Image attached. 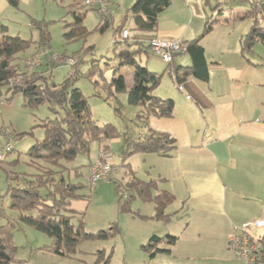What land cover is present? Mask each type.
<instances>
[{"label":"trees","instance_id":"16d2710c","mask_svg":"<svg viewBox=\"0 0 264 264\" xmlns=\"http://www.w3.org/2000/svg\"><path fill=\"white\" fill-rule=\"evenodd\" d=\"M248 1L250 8L245 14L237 17L238 19L244 17L252 19L250 29L240 37L241 52L252 51L256 43L264 44V28L260 26L261 20L264 19V0ZM7 2L12 7L18 6V0H7ZM201 2L206 4L208 0H201ZM169 3L170 0H135L129 7L133 14L135 27L141 30L156 29L158 15L169 6ZM220 4L221 0L217 3V7H212V9L220 8L218 6ZM82 19V16H74L70 29L64 33L68 41L82 39L86 36L87 31L82 24ZM216 21L220 20L210 15L204 23L201 34L190 41L181 42L184 45L183 50L188 52L192 58V65L176 68L172 66V60L168 62V74L179 88L181 82L189 74L205 65L200 40L211 31L213 22ZM47 22L35 19L30 21V25L37 28L39 33L38 44L36 43L38 46H35V51L29 56L30 58L38 57L40 47H49L50 37L45 26ZM224 22H230V20L225 19ZM100 23L99 30L103 31L109 25L108 18H101ZM123 29L122 25L117 27L119 39L115 38L113 42L116 46V48L114 46V56L107 57L108 60L113 59L116 62L111 66L112 77L107 80L100 76L94 80V84L100 85L117 102H120L118 95L125 93L128 105L138 107L136 116L143 124H146L150 116L171 117L174 107L173 100L153 93L162 74L149 70L140 62L139 55L143 52L147 53L148 45L145 46L136 39L129 40V35L128 38L120 39ZM33 43L35 40L32 38H24L19 34H8L5 26H2L0 29V86L5 85L8 93H21L24 106L38 107L47 101L55 102L63 108L64 113L52 119L41 120L39 125L44 128V136L36 139L24 153L22 163L25 168L13 177L16 183L9 181L7 184L5 195L8 201L1 206V214L6 223L0 225V264H21L22 260L15 258L16 245L11 231L16 227L22 228L23 225L47 235L49 242L43 246V249L61 256L73 257L76 254L77 244L82 239L107 238L111 235L109 228L96 232L85 231L81 217H77L81 211L74 209L71 204L74 200L87 197L85 192L87 186L80 178L92 163L89 157L91 143H97L98 151L100 149L109 150L108 142L124 133L110 122L98 123L93 119L87 97L74 86L77 63L82 60V57L75 58L72 65L73 72L67 78L60 83H55L51 75H46L47 69L40 68L42 63L34 70L26 68L25 61L28 57H22L21 53L29 49ZM86 51L91 54L93 49L88 47ZM44 56L46 66L52 67L54 64L48 57V53ZM89 62V69L84 75L92 78L100 65L98 59H90ZM105 63L109 64L108 61ZM125 69L132 70L131 85L125 82L122 74ZM17 78L19 82H16ZM95 95L99 94L95 93ZM1 97L0 91V99ZM0 132L4 131L0 129ZM20 134L17 133L14 136L17 137ZM3 135L6 137L7 133ZM175 148L176 141L172 135L148 129L138 138L125 136L118 153L122 158L140 152H157L168 155ZM79 158L83 161L77 162ZM3 159L4 157L0 161ZM18 161L19 159L15 158L12 163ZM129 172L130 178L122 184L128 192L127 198H124L119 191L120 183L116 184L117 193L124 200L120 204L121 208L130 210V203L134 198L153 202L154 216L163 223H168L171 217L164 212V208L172 201V195L160 189L156 180L143 181L135 177L132 171ZM164 239L167 245L159 247L158 245ZM176 240L175 235L152 234L141 245V249L151 258L158 252H170ZM259 241V257L254 263L264 264V239L261 238ZM95 254L94 264H109V257L106 256L104 249L98 250Z\"/></svg>","mask_w":264,"mask_h":264},{"label":"rangeland","instance_id":"374dc122","mask_svg":"<svg viewBox=\"0 0 264 264\" xmlns=\"http://www.w3.org/2000/svg\"><path fill=\"white\" fill-rule=\"evenodd\" d=\"M114 1L116 0H108L109 14L107 18L109 25L103 31L99 30L101 17L98 11L95 8H88V6L83 5L84 0H18V7L7 4L4 11L0 10V29L5 26L7 33L10 35L19 34L21 37L35 40V43L29 49L21 53V56L28 57L26 59L28 60L33 59L29 56L35 51L39 39L38 30L30 25V21L32 19L48 21L45 26L50 37L49 47H40L38 52L48 51V57L54 65L47 67L46 58L42 55L43 65L41 64L40 68L42 70L47 69L46 75H51L53 82L60 83L72 73V67L65 64L63 59L72 57L75 61V58L82 57V60L77 63L74 86L79 88L87 97L91 116L98 123L110 122L119 130L131 134L133 131L142 129L140 128L141 123L136 118L138 107L128 105L125 93L118 95L120 102H117L100 85L94 84V80L100 76L105 77L107 80L112 77L111 66L116 62L113 59L108 60L107 57L114 56L115 45L113 42L115 38L119 39L117 37L118 26L122 25L128 29L129 40L136 39L145 46L148 45L151 32L135 27L133 14L129 10L130 6L127 5L129 0H121L125 6L123 9L117 8L119 2L114 5ZM219 1L208 0V3L205 4L200 0H170L169 7L160 14L158 24L163 25L166 30L180 27V30L182 28L183 31L188 28V34L194 32L196 36L202 33L205 21L212 15L213 18L216 17L220 20L213 22V29L210 31L212 36H207V38L213 40L220 35L218 26L224 25L225 16L230 14L231 17H235V14H241L243 9L250 5L247 0H221V4L218 6L226 14L223 15L220 14L219 7L215 10L212 9V7H217ZM74 14L83 17L82 24L87 34L82 39L68 41L64 37V33L70 29ZM246 23H249V20L238 22L232 33L238 32ZM88 47L93 49L91 54L89 51L85 52ZM146 50L147 53L143 52L139 55L141 62L144 64L148 61L152 67L159 66L161 69L158 72L161 73L165 63L161 62L159 56L153 53L149 47ZM53 54L55 55L54 58ZM180 55H186V53L183 52ZM90 59H98L100 65L97 73L92 78L84 75L89 69ZM105 61H108L109 64H106ZM162 64L163 67H160ZM122 74L126 84L131 85L132 70L125 69ZM163 76L168 77L167 72ZM0 91L2 93L0 99V129L4 131L0 132V147H3L8 141L7 137L10 138L12 144L11 151L5 154L3 161H0V202L4 205L8 201V197L5 195L8 182L16 183V179H13V177L25 168L22 163L24 153L34 144L36 139H41L44 136V128L39 125L41 120L52 119L55 116L62 115L64 111L55 102L48 101L38 107L24 106L22 94L19 92L8 93L5 85L0 86ZM95 93L99 95H95ZM116 107L118 109H115ZM4 133H7L6 137L3 135ZM17 133L21 134L15 137L14 135ZM118 148V145L114 143L109 145V152L113 157L112 163L118 171L115 174L113 172L110 174V177L112 176L114 179L108 178L102 182H96L90 188L87 187L85 189L87 193L85 202L77 201L79 204L78 209L81 210L78 217H81L83 221L84 230L96 232L109 228L108 231L111 232V235L107 238L80 240L76 247V254L72 257L61 256L44 250L43 246L49 242L48 236L44 233L24 225L22 228L16 227L11 232L16 245L15 258L22 260L21 264H94L95 253L102 249L109 257V264H247L244 259L236 256L229 245V239L223 240L221 237L216 236L192 240L188 236V231L184 233L183 237L179 238L173 250L170 251L171 253H157L154 258H150L141 249L138 242L145 238L146 231L148 234L149 231L156 229V224H161L157 221L140 218L137 215V203L139 202H136L135 199L130 203V210L127 211L121 208L120 204L124 200L116 192L114 184L115 180H120L117 178L122 173V157L118 153ZM97 154V143L92 142L89 157L94 160ZM15 158L19 161L12 163ZM82 161L81 158L77 160V162ZM87 186H89L88 182ZM246 201L249 203V206H245L248 210H258L263 206L260 201L255 199L248 198ZM147 207L149 206H139L142 212H145ZM262 214L264 216V213ZM172 220L174 228H176L179 224V216H173ZM169 227L172 229V226ZM165 231L166 229H157L156 232L162 234ZM247 233L256 243H260L261 238L264 239V228L248 227ZM195 240L201 247L197 251L193 250ZM158 246L165 247L166 244L161 243ZM249 264L263 263H254L253 261Z\"/></svg>","mask_w":264,"mask_h":264},{"label":"crops","instance_id":"0c3cea01","mask_svg":"<svg viewBox=\"0 0 264 264\" xmlns=\"http://www.w3.org/2000/svg\"><path fill=\"white\" fill-rule=\"evenodd\" d=\"M114 2V5L119 2L117 8L125 7L121 0ZM134 2L135 0H129L127 5L131 6ZM7 4L9 5L7 0H0V10L4 11ZM249 6L241 14H235V17L230 14L225 16L224 20L228 19L230 22H223L224 25L218 26L220 35L217 38H207L212 36L210 32L202 37L200 44L203 47L205 65L189 74L181 82L180 88L168 74V63L159 57L165 66L153 93L173 100V115L150 116L146 124L136 117L141 123V130L131 134L123 132L124 135L108 142L109 145H118L119 150L125 136L138 138L148 129L168 133L176 141V148L168 155L140 152L122 158V173L117 178L120 180H115V187L116 184H124L131 176L129 171H132L140 180H156L157 186L173 197L164 208V212L171 217L168 223H163L154 216L153 202L134 198L139 202L137 215L140 218L161 224H156V229L148 234L146 231L145 238L138 242L139 245L144 244L152 234H170L177 236L171 247L172 251L179 238L187 231L192 240L216 236L227 240L233 226L249 225L255 220L264 219V65H260L264 63V44L256 43L252 51L241 52L240 37L248 32L252 19L237 18L245 14ZM220 14L225 13L221 11ZM245 20H249V23L232 33L234 26ZM260 26L264 28V19ZM184 30H180V27L166 30L157 23L156 29L149 30L151 33L148 41L164 38L184 43L199 35L195 36L194 32L188 34V28ZM182 51L186 55H180ZM182 51L173 55L172 66L177 68L192 65L189 53ZM144 65L154 72L161 69L159 66H150L148 61ZM165 72L168 77L163 76ZM117 172L115 168L113 174ZM86 174L87 171L80 179L87 186ZM110 178L114 179L112 176ZM248 198L260 201L263 206L258 210H248L245 207L249 206L246 201ZM80 200L85 202L86 199L74 200L71 204L77 211H81L77 202ZM146 205L149 206L146 211H140L139 206ZM1 206L0 202V225H3L6 220L2 217ZM173 216H179L176 228L172 223ZM260 228L264 226L257 229ZM157 229L166 231L159 234ZM196 240L193 245L195 251L201 248ZM162 243L167 245L166 239Z\"/></svg>","mask_w":264,"mask_h":264},{"label":"built area","instance_id":"2783aa9c","mask_svg":"<svg viewBox=\"0 0 264 264\" xmlns=\"http://www.w3.org/2000/svg\"><path fill=\"white\" fill-rule=\"evenodd\" d=\"M83 5L91 8H95L101 18H107L109 14L108 0H84ZM129 31L124 28L121 32L120 39L128 38ZM148 47L150 50L157 54L164 62H170L173 59V55L184 49V45L176 40H162L153 38L148 41ZM48 53V51H42L38 53V57L34 59H28L25 61L26 68L29 70L37 69L42 61V55ZM55 55L53 54V58ZM64 58V57H63ZM64 63L71 66L74 64L72 57H66L63 59ZM73 72V70H72ZM19 82V78L16 79ZM3 147H0V160L6 153L11 151L12 144L10 138ZM112 154L109 150L100 149L96 158L92 161L87 170V182L92 187L98 181L106 180L110 177V174L114 171L115 167L112 163ZM119 191L124 196L128 197V192L122 184L118 185ZM250 226H233V231L229 237V245L234 251L237 257L245 260L247 264L255 261L259 257L258 247L260 243H256L252 237L247 233L248 227H262L264 226V219L255 220Z\"/></svg>","mask_w":264,"mask_h":264}]
</instances>
